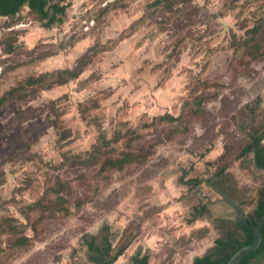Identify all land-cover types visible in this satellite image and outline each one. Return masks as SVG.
Listing matches in <instances>:
<instances>
[{"label":"rangeland","instance_id":"1","mask_svg":"<svg viewBox=\"0 0 264 264\" xmlns=\"http://www.w3.org/2000/svg\"><path fill=\"white\" fill-rule=\"evenodd\" d=\"M155 1L70 0L53 26L26 9L10 21L0 97L30 76L54 84L0 112V264H95L92 240L114 256L127 230L115 264H190L233 228L205 183L227 162L254 211L264 171L235 156L264 131V0ZM119 153L142 158L101 168Z\"/></svg>","mask_w":264,"mask_h":264},{"label":"trees","instance_id":"2","mask_svg":"<svg viewBox=\"0 0 264 264\" xmlns=\"http://www.w3.org/2000/svg\"><path fill=\"white\" fill-rule=\"evenodd\" d=\"M162 2L163 0H156L153 5H160ZM69 4L70 0H0V21L4 22L3 26H0L2 27V29H0V44L6 42L9 38H11L10 36H13L14 34L19 36L20 33L14 31L15 26L18 24H13L10 21L16 18L20 19V15L24 9L32 14L37 15L42 21L45 22L44 25L46 27H50L54 24L62 22V18L65 16ZM250 44L251 43L248 39L244 40L241 45L237 46L235 53L250 47ZM15 48L18 47L16 46ZM80 74L77 69L73 71L69 70L67 71L65 77H63L61 80L59 79V81L55 84L63 85L71 79H77ZM46 77L47 76H44L43 74L36 77L30 76L20 82L19 85L3 94L0 97V112L6 109L13 101H23L32 97L33 94L37 95L40 92L49 90V88H51L54 83L49 85L48 88H44L43 79ZM35 87L37 88L35 89ZM198 101L199 105H201L202 100ZM190 110H192V108H190ZM169 118L170 121L175 120L171 117ZM258 129L252 130V132L248 133L249 142L241 150V152L235 156V159L240 160L245 155L251 154L255 157L258 167L264 168V131L261 129H259V131ZM104 141L109 140H106L105 138ZM108 143H110V141ZM131 154L132 153H119L118 159L112 158L106 160L103 167L101 168L109 167L121 171L127 164H130V162L142 158L139 154ZM227 163L221 167L219 173L222 174L227 170ZM199 183L200 180L195 179L192 181H186L184 184L198 185ZM250 219L255 227H258L264 221L263 187L259 193V198L257 200L255 209L252 213H250ZM238 231L242 234L241 238ZM124 234L125 236H123L124 238L119 242L116 249V254L114 256H110L111 247L101 249L96 246L95 239L92 240L88 249L90 252L98 255L99 258H97L95 261L97 264H114L126 253L131 243L137 237L138 232L136 230L131 234L130 231L127 230ZM261 234L262 242L260 247L255 252H252L250 255L242 259L239 264H262V260H264V226L261 230ZM253 243L254 233L246 225L239 223L237 227H229L224 232H222L221 237L217 238L214 242V248L211 250V252L202 257L195 258L191 264H227L240 248L250 246ZM105 257L107 258V262L103 263ZM149 261V255L141 256L138 254L133 258L132 264H149Z\"/></svg>","mask_w":264,"mask_h":264},{"label":"flooded vegetation","instance_id":"3","mask_svg":"<svg viewBox=\"0 0 264 264\" xmlns=\"http://www.w3.org/2000/svg\"><path fill=\"white\" fill-rule=\"evenodd\" d=\"M254 159H255V157L253 156V162H254V165H255V160L256 159L255 160ZM255 168L258 169L256 166H255ZM258 170L263 171L261 169H258ZM200 182H202V181H200ZM205 183L207 185H209L210 188L214 191V193L216 195H218V197H219L216 201L211 202V204L213 206L214 205L219 206V205H223L224 204L227 207H229V209L232 210V213L230 215H228V214L225 213L221 217H218L219 219L217 220V223H219L220 225H227V224H230L231 223L233 225V227H237L239 223H243L242 222L243 219L237 217V213H235V210L233 209V207H232L231 204L236 205L240 209V211H242L243 213L248 214V216L250 217V213H247L246 211L242 210V201H241V204L238 203L240 201L239 200L240 197L239 196H237V197L234 196V193L233 192L235 190L232 189V187L230 185L231 182L225 177V175L223 173L222 174L221 173H218L213 178H209L208 180H206ZM196 186L197 185H193L194 188ZM263 188H264V184H263ZM225 198H227L230 201L231 204L228 203V201ZM207 212H209V208L207 206H205L204 208H202V211H199V214L200 213L201 214H204V213H207ZM224 231H225V229H223L222 232H224ZM95 242H96V240H95ZM96 246L99 247L97 245V243H96ZM88 247H89V245H88ZM99 248H101V247H99ZM101 249H104V248H101ZM92 254H93L92 261H93V263L97 264L95 261H96L98 255L95 254V253H92ZM141 256H143V255H141ZM104 262H107V258L106 257L104 258L103 263Z\"/></svg>","mask_w":264,"mask_h":264},{"label":"water","instance_id":"4","mask_svg":"<svg viewBox=\"0 0 264 264\" xmlns=\"http://www.w3.org/2000/svg\"><path fill=\"white\" fill-rule=\"evenodd\" d=\"M255 166L258 169H261L264 171V168L258 167L256 160H255ZM225 199L228 201V203H230V201L227 198H225ZM231 205H232L233 209L235 210V213H237V217L242 218L243 224L246 225L254 233V243L250 246L240 248L239 251L227 263V264H239L242 259H244L248 255H250L252 252H255L260 247L261 242H262L261 230L264 226V221L261 223V225H259L258 227H255L252 224L251 219L248 216V214L240 211V209L236 205H234V204H231Z\"/></svg>","mask_w":264,"mask_h":264},{"label":"built area","instance_id":"5","mask_svg":"<svg viewBox=\"0 0 264 264\" xmlns=\"http://www.w3.org/2000/svg\"><path fill=\"white\" fill-rule=\"evenodd\" d=\"M20 26H21V25H20ZM16 28H19V25H18V26H16V27H15V29H16Z\"/></svg>","mask_w":264,"mask_h":264},{"label":"crops","instance_id":"6","mask_svg":"<svg viewBox=\"0 0 264 264\" xmlns=\"http://www.w3.org/2000/svg\"><path fill=\"white\" fill-rule=\"evenodd\" d=\"M197 258V257H196ZM149 264H151V261H149ZM191 264V263H190Z\"/></svg>","mask_w":264,"mask_h":264}]
</instances>
